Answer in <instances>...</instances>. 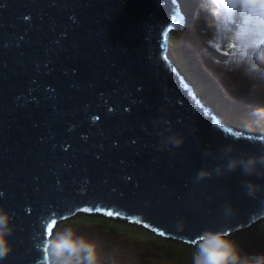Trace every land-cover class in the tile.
I'll return each mask as SVG.
<instances>
[{
  "label": "water",
  "instance_id": "1",
  "mask_svg": "<svg viewBox=\"0 0 264 264\" xmlns=\"http://www.w3.org/2000/svg\"><path fill=\"white\" fill-rule=\"evenodd\" d=\"M171 28H185L171 0H0V209L14 226L0 264H49L59 222L85 209L192 245L264 216V177L193 180L219 163L205 149L264 143L193 99ZM174 134L183 144L161 148Z\"/></svg>",
  "mask_w": 264,
  "mask_h": 264
},
{
  "label": "rangeland",
  "instance_id": "2",
  "mask_svg": "<svg viewBox=\"0 0 264 264\" xmlns=\"http://www.w3.org/2000/svg\"><path fill=\"white\" fill-rule=\"evenodd\" d=\"M194 1L197 14L193 18L188 11V22L173 39L176 47L170 49L177 57L175 65L186 67L197 84L210 90L214 108L222 101L221 112H217L224 113L225 120H229L226 124L242 125H230L239 130L252 127L253 130L246 129L251 134H245L258 135L264 129V112L253 113L264 110V79L256 73L247 74L246 66L264 61V25L258 14L255 19L236 16V5L230 6L229 16H225L227 7L223 3L230 0ZM186 3L192 5L193 0ZM115 222L80 215L61 222L53 239L65 228L73 230L93 244L95 264H191L195 246L180 247L171 238L162 239L141 228L122 224L130 226L126 228ZM254 225L226 236L237 244L242 255L264 253V229H253Z\"/></svg>",
  "mask_w": 264,
  "mask_h": 264
},
{
  "label": "clouds",
  "instance_id": "3",
  "mask_svg": "<svg viewBox=\"0 0 264 264\" xmlns=\"http://www.w3.org/2000/svg\"><path fill=\"white\" fill-rule=\"evenodd\" d=\"M246 73H256L264 79V61L258 64L246 66ZM264 110H256L253 115H259ZM183 144V137L174 134L167 139L166 144L180 147ZM264 148V146H262ZM203 155L218 161L214 166L202 167L197 170L193 180L199 183L210 179L213 175L221 177L240 171L246 177H264V150L256 153H244L238 151L235 143H228L219 146L217 152L205 149ZM248 195H255L262 190V186L248 180L244 182ZM225 215L231 214L230 206H225ZM14 231L10 225V216L3 209H0V261L4 260L11 246L6 239ZM49 264H95V249L83 236L69 228L60 232L49 245ZM191 264H264V253H250L242 255L237 244L226 238L222 230L205 229L195 245V251L191 257Z\"/></svg>",
  "mask_w": 264,
  "mask_h": 264
},
{
  "label": "bare ground",
  "instance_id": "4",
  "mask_svg": "<svg viewBox=\"0 0 264 264\" xmlns=\"http://www.w3.org/2000/svg\"><path fill=\"white\" fill-rule=\"evenodd\" d=\"M172 1V3H173V5L175 4V7H176V10L178 11V13L180 14V16L182 17V19L184 20V22H185V26H186V24H187V22H188V19H189V17H188V11H190V13L192 12V16L191 17H193L194 18V15H195V13H194V10H195V8H196V3H195V1L193 0V3H192V5H188V3H186V0H171ZM223 2L225 1V0H222ZM206 2V1H205ZM245 2H246V0H230V1H228V2H224L223 3V5L224 6H226L227 7V9H226V14H225V16H229V10L230 9H232L230 6H232V5H236V8H235V13H236V16H239L241 19H242V16H244L243 15V12L244 11H246L247 9L245 8V9H241L240 8V5H243V4H245ZM199 8H200V5H198V10H199ZM197 10V11H198ZM197 14V13H196ZM198 14L199 15H201L200 14V12H198ZM182 29H172L171 28V33H170V35L168 36V48H169V52H170V56H171V59H172V62H173V66L174 67H172V70L175 72V73H177V75L179 76V78H180V81L182 82V83H184V84H186L185 83V81H187L191 86H192V89L190 88V89H188V90H190L189 91V93H190V95L193 97V99H196V100H198V102H200L202 105H203V107L204 108H206L210 113H211V115L213 116V117H217L221 122H223V123H225L226 124V122L228 121V120H224V119H222L221 118V116H220V114L217 112V110L212 106V105H210L209 103H207V101L206 100H203L202 101V95L200 94V92L196 89V87H195V85H194V83H196L194 80H193V78H192V82L186 77V75L185 74H183L182 73V71H181V67H179V68H177L176 67V65H175V63L177 62L176 61V59L173 57V55H172V53H171V51H170V49H171V45H170V41H173V39H174V35L175 34H177V33H179L180 31H181ZM170 31H168V33L170 32ZM174 36V37H173ZM191 36V35H190ZM192 41H195V40H192ZM197 41V40H196ZM177 66H178V64H177ZM212 94V93H211ZM219 100H220V98H219ZM221 101V100H220ZM225 105L226 106H228L226 103H225ZM216 111H215V110ZM237 128V127H236ZM236 128H233V127H231L230 125H226V126H223L222 127V129L223 130H225V131H228L230 134H233V135H235L236 137H238V138H244V139H250V140H258V141H262L263 143H264V134L263 133H261L260 132V134H258V135H250L251 134V132H249L250 130H243V129H241V130H239V129H236ZM239 130V131H238ZM245 133H250V134H245ZM80 213H76L74 216H72V217H70V218H68V219H65V220H63V221H61V222H67L68 220H71V219H74L76 216H79V215H85V216H100V217H105V218H110V219H112V220H114V221H125L127 224H129V225H132V226H134V227H138V228H141V229H143V230H146V231H148L149 233H151V234H155V235H157V236H159V237H161L162 239H164V238H171V240H173V241H176V242H180V243H182V244H184V245H188V246H190V247H192V246H195L196 245V243H197V241L198 240H196L194 243H193V245L192 244H190V243H185V242H182V241H180V240H177V239H174V238H172V237H168V236H162V235H160L159 233H157V232H155V231H152V230H149V229H147V228H145L144 226H142V225H140L139 223H137V222H135V221H132V220H130V219H126V218H122V217H120L119 215H115L114 213H113V216H111V217H109V216H107L106 215V213L107 212H98V211H79ZM262 219H264V216L261 218V219H259V220H255V221H253L251 224H250V226L251 225H254L255 223H258L259 221H261ZM61 222H59V224L61 223ZM59 224H58V226H59ZM57 226V227H58ZM250 226H248V227H250ZM239 231V230H238ZM235 232H237V231H235ZM232 233H234V232H231V233H227L226 234V236L227 235H229V234H232ZM98 242V240H96V243ZM126 252H127V249H126Z\"/></svg>",
  "mask_w": 264,
  "mask_h": 264
},
{
  "label": "trees",
  "instance_id": "5",
  "mask_svg": "<svg viewBox=\"0 0 264 264\" xmlns=\"http://www.w3.org/2000/svg\"><path fill=\"white\" fill-rule=\"evenodd\" d=\"M174 36H176V34L174 35ZM173 36V37H174ZM170 45H171V50H172V46L173 47H176V45H175V42L174 41H170ZM173 55V57L175 58V59H177V57H176V55H174V54H172ZM181 69V71H182V73L183 74H185L186 75V77L191 81L192 80V78H193V75L189 72V70L185 67V68H180ZM192 82V81H191ZM193 83V82H192ZM194 85H195V87H196V89L200 92V94L202 95V101L203 100H206L207 101V103H209L210 105H212L213 107H214V100L213 99H215L214 98V96H211V92H210V90H207L206 88H204L203 86H201V85H199V84H197V83H194ZM208 97V98H207ZM220 103V105L218 104L217 105V107L219 106V107H221V108H217V107H215V109L217 110V111H219V112H221L220 111V109H222V106H223V104H222V101H220L219 102ZM229 112H231L230 110H229ZM220 116H221V118L222 119H226L225 118V115H224V113H220ZM229 121V120H228ZM231 126H238V127H241L242 125H239V124H236V123H232L231 122V124H230ZM245 127V129H250V130H253V128L252 127H249V126H244ZM256 129H259V127L258 128H256ZM260 130H262V128H260ZM261 133H263L264 134V129L261 131ZM80 216V215H79ZM79 216H76V218L77 217H79ZM85 216V215H84ZM87 217H93V216H87ZM94 217H96V218H99V219H101V220H104V221H112V222H115L114 220H112V219H110V218H105V217H100V216H94ZM91 220H93V219H91ZM116 224L117 223H119V224H121V226H123V227H126V228H130V226H125V225H122V224H127L125 221H118L117 220V222H115ZM253 229H264V220H261L259 223H257V224H255L254 226H253ZM142 231H145V230H142ZM263 231V230H262ZM149 233V232H148ZM151 234V233H150ZM155 238H158V240H159V237H155ZM175 242V241H174ZM177 244L176 245H179L180 247H184V248H188V247H190V246H188V245H184V244H182V243H180V242H176ZM171 244V243H170ZM173 245L175 244V243H172ZM194 246H192V248H193ZM191 248V247H190Z\"/></svg>",
  "mask_w": 264,
  "mask_h": 264
},
{
  "label": "snow or ice",
  "instance_id": "6",
  "mask_svg": "<svg viewBox=\"0 0 264 264\" xmlns=\"http://www.w3.org/2000/svg\"><path fill=\"white\" fill-rule=\"evenodd\" d=\"M241 9H247L243 12V15L245 16H251L253 19L256 18L257 14L262 22V25H264V0H246L245 4L240 5ZM249 28H254V25L250 22ZM87 211V209H85ZM107 216L111 217L113 216V213L111 211L106 213ZM52 225H49V228H51ZM163 235V233H161ZM47 260V257H45Z\"/></svg>",
  "mask_w": 264,
  "mask_h": 264
}]
</instances>
